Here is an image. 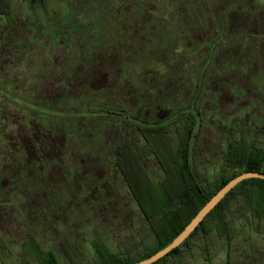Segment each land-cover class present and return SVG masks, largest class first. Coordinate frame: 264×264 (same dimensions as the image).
Returning <instances> with one entry per match:
<instances>
[{
    "label": "rangeland",
    "instance_id": "1",
    "mask_svg": "<svg viewBox=\"0 0 264 264\" xmlns=\"http://www.w3.org/2000/svg\"><path fill=\"white\" fill-rule=\"evenodd\" d=\"M108 1L111 35L100 43L93 26L105 9L90 0H45L37 13L27 0H9L11 15L26 17L13 27L17 39L0 16V264H38L23 252L28 234L60 264H95L93 240L115 255L154 247L115 167L118 148L105 145L135 136L138 161L144 143L134 128L136 100L168 116L172 140L180 117L192 114L189 156L201 184L223 171L229 141L263 132L264 0ZM71 14L86 22L69 23L77 35L59 42ZM88 34L95 38L87 41ZM245 95L261 97L243 106ZM143 162L139 177L159 181L154 157ZM248 186L225 210L229 240L200 231L170 264H264V215L252 210Z\"/></svg>",
    "mask_w": 264,
    "mask_h": 264
},
{
    "label": "trees",
    "instance_id": "2",
    "mask_svg": "<svg viewBox=\"0 0 264 264\" xmlns=\"http://www.w3.org/2000/svg\"><path fill=\"white\" fill-rule=\"evenodd\" d=\"M27 1L30 3L28 5H30L31 11H38L40 10L39 8H43L46 5L45 0ZM70 1L75 3L78 0ZM90 1H93L95 5H102V9H105L104 15L97 18L100 25L93 26L94 29L100 31L101 39L98 41L100 43L105 34L111 35L109 34V27L107 28L105 24V14L111 13L113 6L108 0ZM10 8L9 0H0V16H3L5 20V27L1 25L2 29L11 28V32L14 34L15 39H17L13 27L20 25L18 24V20L21 17L24 19L26 17L20 14L13 17ZM36 11L34 13H37ZM79 16L71 14L63 19L62 23L65 24V27L59 33L60 39L66 38V36L77 35V33L70 32L68 24L70 23L71 26L80 28L86 21H82L81 24ZM37 20L38 16L36 20L34 19L35 23ZM2 35H5L4 32ZM93 38H95L93 34L87 35V41H91ZM2 41L5 42L6 39H0V42ZM61 41L63 40L61 39L59 42ZM96 50L97 47L93 49L91 57H93ZM114 113L122 115L123 110H117ZM167 117L162 118L158 126L146 125L141 127L138 125L135 127L139 131L144 143L140 152L145 156L154 154L160 164L162 177L155 183L148 182L146 176L141 177L140 175L139 177V172L144 167L138 158L137 161L133 157L132 148L134 146L131 140L129 141V139L127 140L123 136L121 140H113L110 143V147L113 149L118 148L114 164L127 183L134 201L141 209L142 215L149 225L151 234L155 237V245L134 255L130 253L115 255L109 251L105 244H97L96 240H93L91 244L95 249V264H131L149 257L155 251L166 246L184 228L200 207L229 179L244 171L264 172V147L251 146L245 142L244 137H241L238 140L232 139V141H229L224 156L223 171H221L218 177L211 183L201 184L194 174H191L189 167V141L195 127L192 114L186 113L180 117L179 125L175 126L177 133L175 141L171 139L165 129V125L167 124L164 121ZM104 125L107 126L106 121ZM126 160H129L128 165L126 164ZM137 163L140 166L135 168L134 164ZM142 171L144 173V170ZM246 185H249L246 193L250 198L252 210L256 212L257 216H263L264 207L260 206L256 208L255 203H257V200L264 203V180L255 178L242 180L220 200L178 247L172 249L167 255L152 264H170L174 255L182 249V246L188 243L190 238L200 231L206 235L208 231L210 232L212 229H215L219 235H225L224 237L228 239L231 223L226 218L225 210L230 202L237 198L243 186ZM152 186L156 188H152ZM257 190L261 192L260 196L255 194ZM23 249L25 254H33L38 264H60L56 255L51 250L45 252L32 234L27 235V241L23 245Z\"/></svg>",
    "mask_w": 264,
    "mask_h": 264
},
{
    "label": "water",
    "instance_id": "3",
    "mask_svg": "<svg viewBox=\"0 0 264 264\" xmlns=\"http://www.w3.org/2000/svg\"><path fill=\"white\" fill-rule=\"evenodd\" d=\"M249 178L264 180V172L244 171L229 179L200 207L184 228L166 246L155 251L149 257L131 264H152L167 255L172 249L178 247L232 188L242 180Z\"/></svg>",
    "mask_w": 264,
    "mask_h": 264
},
{
    "label": "flooded vegetation",
    "instance_id": "4",
    "mask_svg": "<svg viewBox=\"0 0 264 264\" xmlns=\"http://www.w3.org/2000/svg\"><path fill=\"white\" fill-rule=\"evenodd\" d=\"M144 12H146V10H144ZM147 13V12H146ZM147 16H150V15H148V14H146ZM241 17V16H240ZM260 18H264V16H262V15H260ZM255 21H260V19H258V20H255ZM239 22H240V18H239ZM241 22H245V18H244V16H243V19L241 20ZM262 22L263 21H261L260 22V24H262ZM264 23V22H263ZM263 26H261V28H262ZM264 32V31H263ZM261 76H262V80L264 81V73H262L261 74ZM246 79V81H244V84H247L248 83V80L250 79L249 78V75H248V77H246L245 78ZM243 80V79H242ZM161 91V90H160ZM159 91V92H160ZM141 94H145V93H141L140 91H138V95H141ZM138 95H137V97H138ZM261 96L260 95H245V97L243 98V100L241 101V103L240 104H242L243 106H246L249 102L251 103V101H256L257 100V98H260ZM140 98V97H139ZM136 104L135 105H138V107L136 108V116H135V126H134V128L135 127H137L138 125H140L141 127H143L142 125H144V126H146L145 124L148 122L147 120H150L149 122H152V124L154 125V126H158V125H160V121H161V119H162V117H160L159 115H158V113H157V111L158 110H154V112H152V108H145V106H144V104H139V102L136 100V102H135ZM152 107H154V106H152ZM146 113H149L148 115H146ZM143 115V116H142ZM152 116L154 117V118H152ZM85 125V124H84ZM152 125V126H153ZM124 127H126V128H130L131 127V125L128 123V122H126V125L124 126ZM136 130H137V128H135ZM262 130H263V132H261L260 134H258V135H256L255 137H254V139L253 140H249V142H248V140H247V138L246 137H244V136H240V138L241 137H244V139H245V142L246 143H248V144H250V145H252V146H256V144L257 143H261V144H264V126L261 128ZM127 138V140L129 139V136H125V139ZM141 138V137H140ZM130 141V140H129ZM138 141V139L134 136V139H132V144H133V146H135ZM110 141H106L105 142V145H106V147H108V146H110ZM143 144V143H142ZM111 148V147H110ZM112 149V148H111ZM136 150V149H135ZM137 151H141V149H137ZM113 155V154H112ZM129 155V154H128ZM150 155H152V154H150ZM149 155V156H150ZM149 156H145L144 154H140V156L138 157V159L141 161V163H142V166L144 167V169H146V166H145V163L143 162V159H144V157L145 158H147L148 159V157ZM114 157V161H115V157L116 156H113ZM152 157H154V159L156 160V162H157V164H158V166L160 167V164H159V162L157 161V158H156V156L153 154L152 155ZM130 159V158H129ZM189 167H190V172H191V174L193 175L194 174V176L196 177V174L194 173V171H193V168H192V166H191V163H190V156H189ZM128 162H129V160L127 161L126 160V164L128 165ZM116 167V166H115ZM161 168V167H160ZM119 171V170H118ZM120 173V172H119ZM197 178V177H196ZM211 232V231H210ZM210 232L208 231V233L206 234V236L207 235H210ZM229 238H230V236H228V240H229ZM230 248V247H229ZM227 257H230V254L228 253V256ZM225 264H231V261L230 260H227L226 261V263Z\"/></svg>",
    "mask_w": 264,
    "mask_h": 264
}]
</instances>
